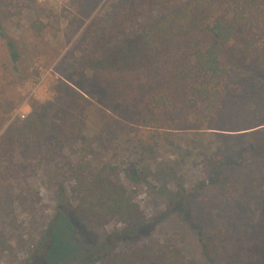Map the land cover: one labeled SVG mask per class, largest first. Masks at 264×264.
I'll use <instances>...</instances> for the list:
<instances>
[{
	"label": "rangeland",
	"instance_id": "1",
	"mask_svg": "<svg viewBox=\"0 0 264 264\" xmlns=\"http://www.w3.org/2000/svg\"><path fill=\"white\" fill-rule=\"evenodd\" d=\"M131 2L0 0V232L13 247L0 256V264H26L29 256L40 254L59 197H67L75 184L70 165L79 163L96 170L113 167L119 182L130 188L123 171L138 169L145 179L133 188L140 208L148 219L159 215L148 237L185 247L197 264H207L199 254V230L218 244L220 264H264V140H255L257 154L227 137L264 127V67L250 64L233 73L217 113L218 130H197L203 118L195 110L168 112L150 102L149 94L110 92L80 66L79 58ZM166 9L155 5L119 20L120 28H110V46L142 34ZM2 34L17 42L16 64ZM42 70H53L44 81ZM33 141L30 159L23 146ZM142 145L154 147V153L144 152ZM50 148L54 157L40 159L39 153L46 157ZM205 159L241 165L228 166L219 179L205 168ZM235 186H241L239 194H231ZM179 190L201 191L188 200L190 219L160 215L164 197L159 191ZM117 227L84 226V231L98 243Z\"/></svg>",
	"mask_w": 264,
	"mask_h": 264
},
{
	"label": "trees",
	"instance_id": "2",
	"mask_svg": "<svg viewBox=\"0 0 264 264\" xmlns=\"http://www.w3.org/2000/svg\"><path fill=\"white\" fill-rule=\"evenodd\" d=\"M160 4L167 13L147 24L142 34L124 39L118 47L110 46L111 29L120 28L119 20L133 19ZM112 18L111 29L100 32L81 53L80 66L110 92L149 94L150 102L168 112L195 110L198 118H203L197 122V130L217 129V113L225 104L227 83L235 71L250 64L264 67V0H132ZM1 37L6 39L10 59L16 64L20 59L17 42L5 34ZM203 120L209 125L201 123ZM254 128L240 129L250 131L227 137L240 143L242 149L258 154L256 141L264 140V127ZM71 134L69 131L68 136ZM34 145L33 141L23 146L30 159ZM142 148L150 154L155 151L149 145ZM53 151L50 148L46 157L38 156L52 159ZM204 164L219 179L228 166L241 165L225 159H205ZM70 169L76 176L75 184L67 197H59V210L47 226L42 247L37 249L40 254L29 256L26 264H197L185 247L148 237L159 224V215L148 219L140 208L133 188L145 179L138 169L123 171L131 188L119 182L120 174L113 167L96 170L90 163H79L71 164ZM197 187L206 189L200 183ZM230 190L239 194L241 186ZM200 192L159 191L164 197V210L158 213H179L190 219L188 200ZM114 224L121 227L105 233L98 243L91 242L84 231V226L106 228ZM197 235L202 260L220 264L218 244L208 242L202 230ZM12 249L1 231L0 256Z\"/></svg>",
	"mask_w": 264,
	"mask_h": 264
},
{
	"label": "built area",
	"instance_id": "3",
	"mask_svg": "<svg viewBox=\"0 0 264 264\" xmlns=\"http://www.w3.org/2000/svg\"><path fill=\"white\" fill-rule=\"evenodd\" d=\"M53 70H42V74H41V77H42V81H44L48 75L51 76V73H52ZM23 119H25L27 117L26 114H22L21 116Z\"/></svg>",
	"mask_w": 264,
	"mask_h": 264
}]
</instances>
